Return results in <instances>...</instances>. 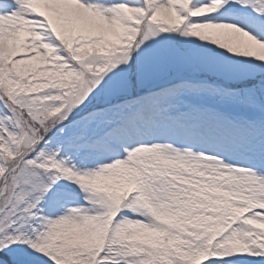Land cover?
<instances>
[{
  "label": "snow or ice",
  "instance_id": "1",
  "mask_svg": "<svg viewBox=\"0 0 264 264\" xmlns=\"http://www.w3.org/2000/svg\"><path fill=\"white\" fill-rule=\"evenodd\" d=\"M0 264H264V0H0Z\"/></svg>",
  "mask_w": 264,
  "mask_h": 264
}]
</instances>
